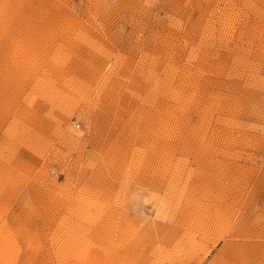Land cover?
I'll list each match as a JSON object with an SVG mask.
<instances>
[{"label": "rangeland", "instance_id": "rangeland-1", "mask_svg": "<svg viewBox=\"0 0 264 264\" xmlns=\"http://www.w3.org/2000/svg\"><path fill=\"white\" fill-rule=\"evenodd\" d=\"M0 264H264V0H0Z\"/></svg>", "mask_w": 264, "mask_h": 264}, {"label": "built area", "instance_id": "built-area-1", "mask_svg": "<svg viewBox=\"0 0 264 264\" xmlns=\"http://www.w3.org/2000/svg\"><path fill=\"white\" fill-rule=\"evenodd\" d=\"M77 127H79V126H77Z\"/></svg>", "mask_w": 264, "mask_h": 264}]
</instances>
